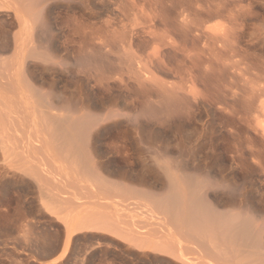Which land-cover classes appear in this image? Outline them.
<instances>
[{
    "label": "rangeland",
    "instance_id": "374dc122",
    "mask_svg": "<svg viewBox=\"0 0 264 264\" xmlns=\"http://www.w3.org/2000/svg\"><path fill=\"white\" fill-rule=\"evenodd\" d=\"M1 1L0 101L15 83L4 103L17 113L0 103V120L20 113L46 127L95 175L108 161L150 175L151 185L107 175L127 202L134 192L142 201L165 197L158 160L207 175L200 191L210 207L187 216L205 230L201 247L216 242L241 264H264V0ZM42 96L67 117L56 120ZM21 186H0V264H44L28 261L23 236L43 241L58 231L63 239L64 229L37 212L34 189ZM14 209L25 220L12 218ZM249 215L252 228L241 229ZM102 225L74 233L61 264H183L158 249L129 248L124 233Z\"/></svg>",
    "mask_w": 264,
    "mask_h": 264
},
{
    "label": "bare ground",
    "instance_id": "6f19581e",
    "mask_svg": "<svg viewBox=\"0 0 264 264\" xmlns=\"http://www.w3.org/2000/svg\"><path fill=\"white\" fill-rule=\"evenodd\" d=\"M2 1L9 3L5 0ZM12 2L14 1L12 0ZM15 12H17V10ZM17 13L19 14V11ZM17 13H15V16ZM18 18L19 17H16V20ZM25 21L22 24H28ZM14 84L15 83L11 84L9 90L10 95L11 92L15 90ZM10 95L8 97H4V99H1L0 103L3 104L4 101L10 100ZM39 99L40 104H42L41 101L43 103L45 102L47 103L45 104V106L48 105V108H51L49 106L50 104H48L51 103L49 102L50 99H48V101L44 96H42V99L41 97ZM9 102L11 103V101ZM9 102L8 104H6L7 102L4 103L5 108L8 109L9 107H11V109H13V104L11 103V106ZM5 104L10 106H7V108ZM5 108L3 107L0 109L6 110ZM11 109L9 108L10 112L13 114L15 110ZM51 109L54 111L53 108ZM62 110H65V108ZM54 112L56 114H52L53 116L59 114L55 117L57 118L56 120L60 118L63 119L64 117L66 118L68 115L66 113H62L60 115L61 111L60 113H57L56 111ZM18 114L20 115V113ZM18 116H12L16 119L7 120L4 123L0 120V186L2 187L7 179H14L17 183H21L22 188H33L35 193L34 197L35 200H37L38 204L37 212L44 213L45 211L47 215L49 214L50 218L55 219L58 226H62L64 229L63 239H60L61 237L59 236L61 234L58 231L54 232V234L52 235L51 233L53 232L50 231L51 236L49 234H46L43 238V241L32 239L31 237H28V235L23 236V248L28 249V252L26 254L28 257V261L29 259H31V262L42 260L44 264H48V262L58 263L57 261H59L61 264V262L72 253V249L70 247L72 236L74 235V233H76L78 230H82L88 224L103 223L105 224V226H102H108L109 228L111 227L112 232H115L116 229V232H121L120 234H122V236L124 233L126 238L122 236L121 237L124 238V240L127 242L129 248L131 246H137L139 249L143 250H140L142 254L148 253L144 251V249H149L148 251H154L155 249L156 251H161L163 254L168 253L171 257L175 258L174 260L176 262L180 261L183 264H241V262L235 261V259L229 258L227 255H225L222 252L224 248L222 249L221 247V250L216 242L213 243L211 247H209V249L202 248L201 246L208 243L203 237V235L205 234V230L200 226V228H195L193 223L190 224L187 221H190L187 216L194 213L197 205H200L199 209L201 207H206L207 205V208L210 207L209 202H207L208 197L206 198L205 192L200 191L201 186H205V184L207 183V175L204 176L203 173L199 174L198 172L192 170L188 171L186 169V164L185 166L184 164L175 163V166L171 162L170 164L169 161L158 160L156 163H158L157 165L159 166V169L160 167L161 169H163L165 173L164 177H166L165 179H163V183L164 180L165 183L167 182L166 185L165 183L163 184V186H167V188H165V197L163 196L162 198H159L157 203L152 200L149 201V199H147L148 201L145 199V201H147L145 202L142 201L144 199H142L143 197L140 195V193L139 195L141 196V198L140 196H138V192H134V194L131 196L133 197V199L131 200L130 198L129 200L131 201L127 202V198H124V195H121L122 193L120 194L121 191L119 190L118 183L116 181H113L115 179H112L111 181L107 175L115 174V176H118L119 179L121 177V179L125 180H127L126 176L131 175V178L135 177L134 180L137 185H140L139 183L141 182L146 183V185H151L152 179L149 180L151 178L149 177L150 175L147 176V174H142L140 173V171L136 174H133L132 170H129V168H127V165H123V167L121 168L118 167L113 169L110 167L111 162L109 161L107 164L101 163L98 166L95 165L96 168H98L97 175H95L96 173L92 172L91 170H83V167H81L80 165V163L82 162V158L79 160L77 157L78 152L75 155V152L73 151L74 148L72 149L73 152H71V150H68L71 145L67 147L68 149L66 148L67 151L65 149V146V150L59 148L58 145H60V141L54 140V138L57 136L51 137L53 133L50 135V131V133L43 132L45 131L44 129L46 127L44 128L42 126V128L40 126L42 128L41 129L39 128L38 123L36 124L34 123V121L29 122L30 120L27 119V121L20 118L19 120ZM40 123L41 122H39V124ZM68 126L69 125H67L66 127ZM60 138L62 139V137ZM62 144L61 146H63ZM90 144L91 143H89V146H91L92 149V145ZM73 145L75 146L76 144ZM182 161L180 162L182 163ZM171 165H174L173 168ZM145 170L147 169H144V171ZM8 176L9 178H6ZM99 182L100 184L102 183L101 185L103 186L99 185ZM124 199L126 200L124 201ZM205 199H207L206 202L204 201ZM202 211L203 210H201L200 212L202 213ZM11 213V217L15 219V216L17 214L19 215L20 212L14 209ZM30 213L32 212L30 211ZM18 215L16 219H19L21 217V221L25 220V215H19V217ZM235 217L236 216L233 214L230 219H233ZM20 219L19 222H21ZM236 219L234 220L236 221ZM244 219L246 220H242L243 227H240L241 229H246L250 223L251 225H253V219L250 215L247 218L245 217ZM17 221L13 222L14 226H16L14 223H17ZM29 222L30 221H28V223H25L23 227L26 225L25 227L27 228L28 224H30ZM20 225L18 230L23 229H20ZM250 226L248 228H250ZM203 227H206L205 224ZM207 227L205 229H207ZM26 228L24 229L26 230ZM234 229L237 230V227H235ZM249 232L252 233L251 231ZM14 234H12L11 237H13ZM20 234L22 236L21 231ZM47 235L49 236L48 238ZM13 238L14 240L12 239V241L10 242H12L13 248L17 249L16 246L17 243H19V241L17 242V240L19 239L15 236ZM250 239L252 240V238ZM244 258L245 256H243V259ZM83 260L81 259L80 261ZM15 262L16 264L28 263L27 261L24 262L21 259L16 260ZM81 264L83 263L81 262Z\"/></svg>",
    "mask_w": 264,
    "mask_h": 264
}]
</instances>
